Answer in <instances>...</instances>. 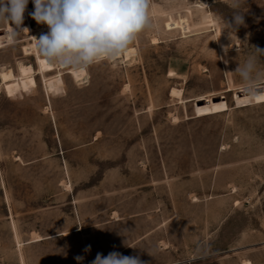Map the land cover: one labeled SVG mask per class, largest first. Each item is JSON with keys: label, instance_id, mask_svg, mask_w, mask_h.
I'll use <instances>...</instances> for the list:
<instances>
[{"label": "rangeland", "instance_id": "rangeland-1", "mask_svg": "<svg viewBox=\"0 0 264 264\" xmlns=\"http://www.w3.org/2000/svg\"><path fill=\"white\" fill-rule=\"evenodd\" d=\"M231 4L152 0L151 27L81 81L41 71L32 0L23 30L0 21V264H264V93L235 73L264 49V0H241L236 31Z\"/></svg>", "mask_w": 264, "mask_h": 264}, {"label": "clouds", "instance_id": "clouds-1", "mask_svg": "<svg viewBox=\"0 0 264 264\" xmlns=\"http://www.w3.org/2000/svg\"><path fill=\"white\" fill-rule=\"evenodd\" d=\"M28 3L29 0H0V21L11 24L17 32L23 30L20 26ZM32 3L34 11L30 15L48 28L35 38L36 48L47 63L66 67L85 68L100 59L119 57L152 23L149 15L152 0H32ZM231 7L234 11L227 25L236 31L245 24V15L239 10L241 0H232ZM253 47L254 52L238 65L235 73L244 85V94L258 95L264 93V87L259 86L264 73L258 70L264 49ZM90 249L89 245L84 251ZM75 259L77 264H82L84 257L78 255ZM91 264L149 262L139 255L111 251L106 256L97 253Z\"/></svg>", "mask_w": 264, "mask_h": 264}, {"label": "bare ground", "instance_id": "bare-ground-1", "mask_svg": "<svg viewBox=\"0 0 264 264\" xmlns=\"http://www.w3.org/2000/svg\"><path fill=\"white\" fill-rule=\"evenodd\" d=\"M26 28H28L27 29L28 32L32 31V27H31L30 24H27ZM39 36L40 35H37L36 37L39 38ZM33 47H35V44L33 45ZM128 55H129V52H127V56ZM38 64L40 65L41 71H51V70L54 69V65L50 64V63H47L43 57H39L38 58ZM86 71L87 70H86V67H85V68H80L79 70L73 69L71 73H73V75H74V77H75V79L77 81H81V80H83V77L85 76ZM20 72H21V76L22 77H27L28 78V76H30V75L35 73V70H34L32 65H22L21 64ZM0 74H1V77H2V81H4V82H7V81L10 82V80H13V79L16 78V75H15L14 71L12 69H10V68L7 69V70H2L0 72ZM171 92H172V94H180L181 91L177 90V89H173Z\"/></svg>", "mask_w": 264, "mask_h": 264}]
</instances>
